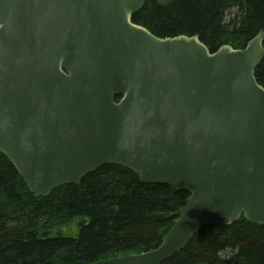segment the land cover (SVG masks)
<instances>
[{"label":"water","instance_id":"water-1","mask_svg":"<svg viewBox=\"0 0 264 264\" xmlns=\"http://www.w3.org/2000/svg\"><path fill=\"white\" fill-rule=\"evenodd\" d=\"M147 1L0 0V152L28 188L114 163L190 193L159 246L86 264H162L209 223L264 225L263 30L212 52L135 23Z\"/></svg>","mask_w":264,"mask_h":264},{"label":"trees","instance_id":"trees-1","mask_svg":"<svg viewBox=\"0 0 264 264\" xmlns=\"http://www.w3.org/2000/svg\"><path fill=\"white\" fill-rule=\"evenodd\" d=\"M133 21L159 37L198 35L212 52L223 44L243 48L264 32V0H148ZM255 76L264 86V59ZM189 195L108 163L79 184L36 196L0 152V264H86L156 248L176 220L168 215ZM72 222L75 230L66 232ZM162 264H264V225L243 215L209 223Z\"/></svg>","mask_w":264,"mask_h":264},{"label":"rangeland","instance_id":"rangeland-1","mask_svg":"<svg viewBox=\"0 0 264 264\" xmlns=\"http://www.w3.org/2000/svg\"><path fill=\"white\" fill-rule=\"evenodd\" d=\"M75 228H76V225H75L74 222H72V223H69V224L67 225L65 231H66V232H73V231L75 230Z\"/></svg>","mask_w":264,"mask_h":264}]
</instances>
